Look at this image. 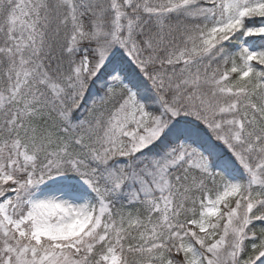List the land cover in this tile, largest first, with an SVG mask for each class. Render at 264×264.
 Here are the masks:
<instances>
[{"label": "snow or ice", "instance_id": "obj_1", "mask_svg": "<svg viewBox=\"0 0 264 264\" xmlns=\"http://www.w3.org/2000/svg\"><path fill=\"white\" fill-rule=\"evenodd\" d=\"M0 264H264V0H0Z\"/></svg>", "mask_w": 264, "mask_h": 264}]
</instances>
